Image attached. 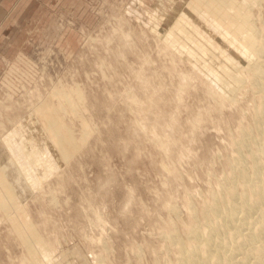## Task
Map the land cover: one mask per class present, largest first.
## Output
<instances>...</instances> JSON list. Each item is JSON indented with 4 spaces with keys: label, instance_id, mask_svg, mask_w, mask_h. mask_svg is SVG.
Wrapping results in <instances>:
<instances>
[{
    "label": "rangeland",
    "instance_id": "obj_1",
    "mask_svg": "<svg viewBox=\"0 0 264 264\" xmlns=\"http://www.w3.org/2000/svg\"><path fill=\"white\" fill-rule=\"evenodd\" d=\"M258 1L15 3L0 19V264H185L174 240L189 246L211 194L241 191L238 152L253 169L255 145L236 142L264 93L247 82L230 101L209 72L224 54L244 65L239 10L264 39ZM178 16L198 32L183 50L163 36ZM206 40L221 55L204 59Z\"/></svg>",
    "mask_w": 264,
    "mask_h": 264
},
{
    "label": "bare ground",
    "instance_id": "obj_2",
    "mask_svg": "<svg viewBox=\"0 0 264 264\" xmlns=\"http://www.w3.org/2000/svg\"><path fill=\"white\" fill-rule=\"evenodd\" d=\"M258 2H260V0ZM239 12L241 15L240 18L235 21L236 24L234 27L241 31H245V37L243 39L245 48L241 49L238 46V48L241 49L240 53L243 59H245L244 65H242V67H240V65L236 66L237 62L230 58L228 54H224L223 57L227 61L228 66L216 70L215 72H209V75L213 78L212 82H215L214 84L218 88V95H223L225 99L230 98V101L233 100L239 88L247 82H249L251 86L252 84L256 85L254 83L257 82L258 85L256 86H259L258 88L264 93L263 33L261 34L258 29L254 28L250 20L251 17L242 13L241 10H239ZM196 28L193 26L190 19L184 20L181 16H178L174 24L167 30L166 34H162L167 46H173V48L183 50L185 48V46L182 45L184 35L189 34L188 37H190V35L198 36ZM212 31L222 38H225L228 45H230L229 40H233L234 38L233 33L230 35L226 32L219 33L220 30L215 26L212 27ZM238 42L235 43V45H238ZM200 44L204 46V50L207 49L208 46L213 48V50H205L203 52V55H205L204 59H209L208 57L213 55L214 51L217 52V48L208 40L200 41ZM217 53L221 55V52ZM194 61L197 64L200 63V61L195 59ZM245 70L249 72L251 78L244 74V72L246 73ZM261 94L262 93H260V95ZM255 120L257 123L256 134L252 136L243 128L239 135L241 139L236 142L237 151H239L241 147L247 146L249 143H252L253 146L255 145V151L250 155L252 156V162L250 163L251 166H253L252 172L248 173L246 171L244 156L242 157V155L239 154L241 151L238 152L239 156L234 159L235 161L232 164V169L234 168L237 172L232 175V179L238 178V181L241 182L242 185L241 191L237 193L228 186L223 195L216 193L210 195V203L208 202L209 204L203 213V227H199L195 224L187 228L189 246L185 247L181 242L179 245V242L174 240L180 252V262L182 261L185 264H264L263 109L256 110ZM260 156L263 160H261ZM31 160L33 159L31 158ZM249 258H252V263H250Z\"/></svg>",
    "mask_w": 264,
    "mask_h": 264
},
{
    "label": "crops",
    "instance_id": "obj_3",
    "mask_svg": "<svg viewBox=\"0 0 264 264\" xmlns=\"http://www.w3.org/2000/svg\"><path fill=\"white\" fill-rule=\"evenodd\" d=\"M18 0H0V19L5 18Z\"/></svg>",
    "mask_w": 264,
    "mask_h": 264
}]
</instances>
